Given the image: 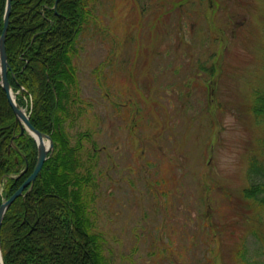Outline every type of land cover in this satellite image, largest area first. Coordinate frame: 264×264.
Here are the masks:
<instances>
[{
    "label": "rangeland",
    "instance_id": "374dc122",
    "mask_svg": "<svg viewBox=\"0 0 264 264\" xmlns=\"http://www.w3.org/2000/svg\"><path fill=\"white\" fill-rule=\"evenodd\" d=\"M94 16L63 126L85 134L108 263L264 264V207L242 195L264 0H96Z\"/></svg>",
    "mask_w": 264,
    "mask_h": 264
},
{
    "label": "trees",
    "instance_id": "16d2710c",
    "mask_svg": "<svg viewBox=\"0 0 264 264\" xmlns=\"http://www.w3.org/2000/svg\"><path fill=\"white\" fill-rule=\"evenodd\" d=\"M55 1L11 0L5 38L8 81L14 92L23 87L27 101L17 96V103L27 108L32 126L51 137L53 151L32 188L25 189L4 215L2 260L3 264H109L104 237L93 230L90 217L93 194L88 186L93 175L82 164L85 134L72 144L63 126L74 117L79 100L73 58L81 34L94 21L96 0ZM5 5L6 0H0V35ZM250 111L261 133L248 157V185L242 195L264 207V88L252 89ZM18 132L0 86V204L36 163L35 141L28 134L13 139Z\"/></svg>",
    "mask_w": 264,
    "mask_h": 264
},
{
    "label": "water",
    "instance_id": "95a60500",
    "mask_svg": "<svg viewBox=\"0 0 264 264\" xmlns=\"http://www.w3.org/2000/svg\"><path fill=\"white\" fill-rule=\"evenodd\" d=\"M57 0L55 1V3ZM11 9V0H6L5 11L3 16V27L0 35V86L5 94L6 101L12 110L14 115V122L19 125L20 133L22 135L24 132H27L35 141L37 147V157L35 166L30 173V175L24 180V182L17 188V190L3 203L0 204V229L3 221L5 212L14 202L15 199L20 197L23 194L25 188H32L34 181L39 175L43 163L53 151V142L47 134H44L38 131L32 126L29 121L28 115L25 111L18 106L16 103L15 96L12 92V88L7 78L8 74V62L5 49V37L9 24V15ZM22 89V87H20ZM12 142V141H11ZM0 264H3L2 253H1V240H0Z\"/></svg>",
    "mask_w": 264,
    "mask_h": 264
}]
</instances>
